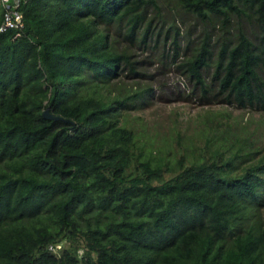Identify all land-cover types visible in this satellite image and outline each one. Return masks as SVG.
<instances>
[{"label": "trees", "instance_id": "16d2710c", "mask_svg": "<svg viewBox=\"0 0 264 264\" xmlns=\"http://www.w3.org/2000/svg\"><path fill=\"white\" fill-rule=\"evenodd\" d=\"M175 1L203 23L175 62L182 96L264 113V0ZM22 10L19 32L0 30V264H264V153L229 152L225 135L191 158L147 152L119 115L152 87L101 89L135 71L109 28L147 46L156 0Z\"/></svg>", "mask_w": 264, "mask_h": 264}, {"label": "rangeland", "instance_id": "374dc122", "mask_svg": "<svg viewBox=\"0 0 264 264\" xmlns=\"http://www.w3.org/2000/svg\"><path fill=\"white\" fill-rule=\"evenodd\" d=\"M156 2L157 13L150 12V15L154 16L152 22L160 29L149 39L147 46L128 42L119 34L117 26L109 28L110 38L116 46L130 54L135 71L124 69L120 76L112 78L110 84L101 89L121 93L132 92L145 84L152 87L149 99L141 102L140 107L121 108L120 120L135 129L139 144H144L147 152L151 149L170 161L186 150L191 158L192 153L202 149L205 139L212 143L224 135L226 140L221 142L226 143L229 152L240 147L246 154L254 152L255 157L264 153V113L219 102L201 103L195 96H182L189 93L190 83L175 67V62L183 56L186 36L195 39L203 23L179 8L175 0ZM171 22L179 30L180 48L175 57L171 42L173 29L167 30ZM204 25L208 27L207 23ZM211 29L215 32L216 25ZM245 29L252 36L251 25L246 24ZM262 73L264 75V70Z\"/></svg>", "mask_w": 264, "mask_h": 264}, {"label": "built area", "instance_id": "2783aa9c", "mask_svg": "<svg viewBox=\"0 0 264 264\" xmlns=\"http://www.w3.org/2000/svg\"><path fill=\"white\" fill-rule=\"evenodd\" d=\"M25 1L0 0V30L14 28L17 32L20 31L24 24L22 4Z\"/></svg>", "mask_w": 264, "mask_h": 264}, {"label": "water", "instance_id": "95a60500", "mask_svg": "<svg viewBox=\"0 0 264 264\" xmlns=\"http://www.w3.org/2000/svg\"><path fill=\"white\" fill-rule=\"evenodd\" d=\"M42 115L46 116V117H53V118H57V117H60L59 115H55V114H52L50 111H49V108L48 107H45L42 111Z\"/></svg>", "mask_w": 264, "mask_h": 264}]
</instances>
